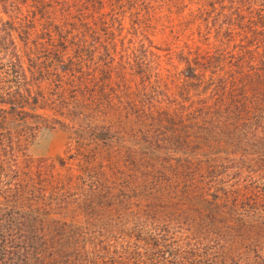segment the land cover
I'll use <instances>...</instances> for the list:
<instances>
[{
  "label": "trees",
  "instance_id": "1",
  "mask_svg": "<svg viewBox=\"0 0 264 264\" xmlns=\"http://www.w3.org/2000/svg\"><path fill=\"white\" fill-rule=\"evenodd\" d=\"M0 264H264V0H0Z\"/></svg>",
  "mask_w": 264,
  "mask_h": 264
},
{
  "label": "rangeland",
  "instance_id": "2",
  "mask_svg": "<svg viewBox=\"0 0 264 264\" xmlns=\"http://www.w3.org/2000/svg\"><path fill=\"white\" fill-rule=\"evenodd\" d=\"M28 152L34 158H49L56 162L67 159L71 153L67 147V134L61 129L40 130Z\"/></svg>",
  "mask_w": 264,
  "mask_h": 264
}]
</instances>
